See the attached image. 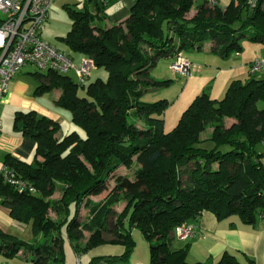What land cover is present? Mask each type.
<instances>
[{
	"label": "trees",
	"instance_id": "16d2710c",
	"mask_svg": "<svg viewBox=\"0 0 264 264\" xmlns=\"http://www.w3.org/2000/svg\"><path fill=\"white\" fill-rule=\"evenodd\" d=\"M92 1L96 5L97 0H85L81 12L67 8L70 28L61 40L108 77L85 87L68 76L36 71L35 93L59 90L55 105L70 112L84 136L72 131L57 138L60 126L51 119L32 111L14 114L13 129L35 142V152L30 164L6 155L4 167L36 193L16 191L0 174V202L40 238L28 244L0 231V253L18 256L20 264H64L65 227L78 256L102 245L123 249L119 256L95 257L88 264H128L131 232L138 228L149 243L150 264H191L186 247H172L175 228L190 225L203 211L217 220L236 215L244 224L264 217V170L255 150L264 141V106H257L264 103V79L233 80L218 100L202 92L168 133L161 117L167 100L147 104L140 98L167 84L150 76L161 58L199 52L205 42L222 59L241 51V39L264 47V0H256L253 9L249 0H230L224 8L203 0L190 19L186 14L195 0H135L128 17L110 27L90 11ZM80 87L88 98L79 96ZM133 118L145 127H137ZM133 163L132 180L116 177L104 199H91L108 190L120 167ZM121 200L126 207L116 214L113 208ZM213 264L240 262L225 252Z\"/></svg>",
	"mask_w": 264,
	"mask_h": 264
},
{
	"label": "crops",
	"instance_id": "0c3cea01",
	"mask_svg": "<svg viewBox=\"0 0 264 264\" xmlns=\"http://www.w3.org/2000/svg\"><path fill=\"white\" fill-rule=\"evenodd\" d=\"M84 1L52 0L48 17L39 29L40 38L57 49L56 45L50 41L54 37H57L52 36V33L56 31V25L61 21V23L69 24L68 27L70 28L67 8L81 12L84 10ZM134 4L135 0H97L96 5L94 1L89 2L88 8L91 12H96L102 16L103 24L110 27L122 23L128 17ZM194 14L195 7L193 11L191 9L186 14V19H190ZM42 32L45 34L46 39L42 37ZM258 46L260 47L258 54L244 57L245 53L242 48L239 56L235 55L236 57H229L228 59H222L211 53L209 42H205L202 50L199 52L183 53V56L190 62L191 69L187 77L174 74L176 75L174 78L180 84V91L177 99L172 103V107L177 105L180 109H177L175 113L176 118L170 119L169 126L171 127L173 124L175 127L182 112L202 92H207L212 99L218 100L223 97L231 81H243V79L251 77L249 63L254 59L264 56L263 45L259 44ZM83 57L86 56L80 55L79 61ZM173 59V57L161 58L156 62L155 68L161 65L163 69L170 71L169 67ZM24 68L26 67H22L8 82L7 91L0 99V170L4 166L6 155H10L28 164L33 161L35 142L29 138L20 136L13 129V117L18 111H32L37 116L46 117L58 123L60 130L56 134L57 138L65 136L72 131H76L79 135L83 132L71 123L69 111V114H67V110L58 108L55 105L60 91L53 89L35 93L40 83L38 76L36 72L24 70ZM153 68L150 71V76L155 70ZM73 75L74 78L72 80L76 82L77 77L75 74ZM257 79H264V77ZM88 81L89 77L84 86ZM79 90H82V87ZM171 108H167L164 113L167 114L170 110L172 112ZM162 119L164 130L166 116L162 117ZM63 125H65V129ZM96 197L98 196L91 197V199L98 202L95 199ZM9 218L11 217L9 216L8 209L0 202V226L1 223L6 222ZM191 224L193 225V235L191 238L187 240L174 238L172 241V247L175 249L186 247V261L188 263L213 264L220 259L223 253L227 252L235 256L240 264H264V217H258L253 224H244L236 215L217 220L212 213L203 211L198 219L194 220ZM65 238L64 235L63 244ZM122 251L123 249L120 246L102 245L79 256L74 254L77 260H79L81 255L85 257L89 256L92 259L102 256H119Z\"/></svg>",
	"mask_w": 264,
	"mask_h": 264
},
{
	"label": "built area",
	"instance_id": "2783aa9c",
	"mask_svg": "<svg viewBox=\"0 0 264 264\" xmlns=\"http://www.w3.org/2000/svg\"><path fill=\"white\" fill-rule=\"evenodd\" d=\"M52 0H0V99L7 91V84L13 76L27 65L37 72H53L66 76L73 72L79 85H84L95 69L93 60L83 57L78 63L66 54L58 51L39 36V29L48 17ZM209 4H217L209 0ZM250 8L256 0H249ZM170 70L177 75L187 77L191 64L182 53L175 55ZM250 75H264V57L249 63ZM1 133V121H0ZM264 146V141L262 142ZM3 182L18 192L36 193L28 181L18 177L13 170L3 166L0 170ZM174 237L187 240L193 235V225L179 226L174 230Z\"/></svg>",
	"mask_w": 264,
	"mask_h": 264
},
{
	"label": "rangeland",
	"instance_id": "374dc122",
	"mask_svg": "<svg viewBox=\"0 0 264 264\" xmlns=\"http://www.w3.org/2000/svg\"><path fill=\"white\" fill-rule=\"evenodd\" d=\"M203 0H195L194 1V5L191 8L193 11V8L196 7V5H199L200 3H202ZM230 0H217V4L218 6L224 8L229 4ZM240 25L239 22L235 23V27L238 28V26ZM69 24L67 23H60L58 25H56V31H54L55 33H52V36H57L54 37L53 39H51L50 41L53 42L57 49L68 55L74 63H78L79 58H80V54L74 53L73 51H71L65 44L64 42L61 40V38L65 37L68 29H69ZM42 37L44 39L45 38V34L42 32ZM239 44L241 46V48L244 49V57L247 56H253L255 54H258L260 51V47L258 46L259 44L257 43H250L248 42L246 39H241L239 41ZM242 51H240L239 53H232L230 54V58L231 57H236L239 56L241 54ZM236 55V56H235ZM173 62V60H172ZM171 62V63H172ZM209 66L212 67V65L210 63H208ZM26 68H24V70H29L31 72H36V69L31 66V65H27L25 66ZM155 69V70H154ZM153 72L151 73V77L153 79H155L156 81L159 82H167V84L159 89H155V90H150L145 92L141 98L140 101H142L143 103H147V104H152L156 101L159 100H167L168 104H169V108L172 107V103L177 99L179 91H180V84L176 81V79L174 77H176V75H174V73L170 70L168 71L167 69H163L161 65H159L157 68H153ZM74 73L71 71L68 73V77H70L71 79L74 78ZM256 78H263L264 75L262 74H257L255 75ZM254 76V77H255ZM108 77L107 72L103 69V68H95L94 71L91 72L90 76H89V81L86 83L85 87L91 83L94 82L96 79H101V80H106ZM245 79H243V81H245ZM80 97H86L88 98L87 93L85 92V90H79L78 92ZM259 108H262L264 106L263 102H259L257 105ZM172 112L171 110L169 112L164 113L161 117H165L166 116V122H165V126H164V131L165 132H169L173 129L174 125L172 124V126H169V122L171 118H176L175 117V113L177 112V109H180L179 106L174 105L172 108ZM67 114H69V112H66ZM174 113V115H173ZM166 114V115H165ZM131 122H134L136 124L137 127H145L144 123L138 119V118H133V120H130ZM63 128L65 129V125H63ZM76 129V128H75ZM67 130V129H66ZM210 133V130L207 129L205 132H203L200 137L206 138L208 136V134ZM82 137L84 136V133L82 132V134H80ZM204 146L206 148H208V146H210V142L205 141ZM255 150H256V154L259 157V160L262 164L263 170H264V146L261 143H257L255 145ZM137 169V165L135 163H133L131 165L130 168H124V167H120L114 174V177L111 178L108 181V190L106 192H103L101 195H99L98 197H96L95 199H97L98 201L101 199H104L105 196L107 195V193L112 189V187L115 185V178L116 177H128L129 179H133L134 178V174L135 171ZM53 197H58V194H55ZM126 207V202L125 200H121L118 204H116L113 208V210L116 212V214L124 211ZM85 210L80 209V217H84L85 215ZM72 216V215H71ZM115 217H112L109 219L108 224H110V226L114 223ZM0 231L8 238L16 240V241H21L24 243H28V244H32L34 242L35 239H39V236H36L33 233L32 227L30 223H24V222H20V221H13L11 218H9L6 222L1 223L0 226ZM132 234V238L134 241V246H133V250L130 253L129 256V261L128 264H150V255H149V243L146 240L144 234L141 232L140 229L138 228H134L131 232ZM62 235H65V227L62 228ZM105 238H109L110 235H105ZM63 254H64V264H88L91 257H85L83 255H81L79 257V260H77L76 255L74 254L73 250H72V246L70 245V243L68 242V240L65 238V242L63 244ZM105 257H113V256H105ZM22 262V260L18 257V256H14V257H7L4 256L2 253H0V264H20Z\"/></svg>",
	"mask_w": 264,
	"mask_h": 264
}]
</instances>
